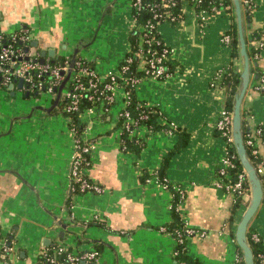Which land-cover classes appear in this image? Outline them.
Segmentation results:
<instances>
[{
    "label": "crops",
    "instance_id": "1",
    "mask_svg": "<svg viewBox=\"0 0 264 264\" xmlns=\"http://www.w3.org/2000/svg\"><path fill=\"white\" fill-rule=\"evenodd\" d=\"M130 1L0 0V32L26 31L31 51L42 61L70 59L76 52L75 58L90 61L103 77L117 70L128 50ZM251 1V27L262 46L241 110L249 113L254 131L264 125V92L250 85L255 71L264 74V0ZM241 12L247 34L242 6ZM230 25L224 9L200 17L185 1L177 22H159L157 32L174 67L163 79L144 77L136 85V97L158 110L159 125L132 132L137 153L122 150L115 129L121 88L105 119L81 113L87 125L81 136L96 145L83 176L99 192L69 191L73 136L66 118L48 110L54 97L44 105L17 87L0 88V264H40L39 255L54 244L72 253L96 250L100 264H180L177 242L167 230L175 198L179 222L204 232L186 238L189 255L203 264L235 263V226L249 195L233 207L232 193L214 183L226 146L215 124L224 100L219 74L231 63L221 37ZM233 64L241 70V59ZM17 94L21 101L14 100ZM181 130L187 134L183 145ZM256 147L264 158V145L256 142ZM173 149L160 178L161 163ZM249 225L264 245V200ZM4 243L10 250H3Z\"/></svg>",
    "mask_w": 264,
    "mask_h": 264
},
{
    "label": "built area",
    "instance_id": "2",
    "mask_svg": "<svg viewBox=\"0 0 264 264\" xmlns=\"http://www.w3.org/2000/svg\"><path fill=\"white\" fill-rule=\"evenodd\" d=\"M187 2L188 0H181V2ZM200 1V0H197ZM142 0H131L130 1V11L132 7L139 9L141 7ZM177 3V0H160L159 3H154L152 6V11H154V7L160 6L162 8H169L174 6ZM228 8V6H224V9ZM181 9V6H180ZM211 10H216L214 7H211ZM209 12L207 9L201 8L196 12L200 17L203 16L204 13ZM133 18V23L130 28L136 29L140 32L138 37V44H147L146 47L138 48L135 51V55L140 59L139 68L146 73L145 77H153L160 78L161 75L165 73V66L163 64V60L167 58V54L170 53L171 50L169 47L160 43L159 39L154 40L152 33L157 31V25L163 19H167L171 22H177L181 18V13L174 16L169 9L164 10L163 13L154 11L153 20H147L144 24H136L135 18ZM160 18V19H159ZM19 35L16 37L12 35L11 38L2 40L0 36V88L5 87L8 89V85L13 83V88L16 87V81L21 78L22 86L19 88L20 92H28L29 94L34 92L38 93V96L42 93L46 95H50L55 97L56 89L64 78L66 72L69 70L68 62L65 63H55L51 64L49 60L40 61V56L38 52L32 53L29 47V36L26 31L18 32ZM18 38L20 42L23 44L20 46H15L14 41ZM7 40V41H6ZM221 41L228 44L230 41V35L228 33L223 34L221 37ZM155 42L156 44H160V49H153L151 44ZM252 44H256L257 47L262 46V42L251 41ZM129 50V45H128ZM127 50V51H128ZM255 56L257 54L255 53ZM82 58H75L74 67L71 68L69 78L75 81L73 86V91H70L66 86V88H62L60 95L68 99V103L65 105V110L76 109L77 108V100H78V92L80 91H94L98 83L104 82L106 78L110 79V82L104 83V88L110 92V94H106L102 97V100L114 101V92L116 88H121L123 90V104L121 107L122 111H118V114H123L125 117V127L129 128L131 125L137 126L138 123L133 117L129 114L128 111H125V106L128 103V94L122 86L118 84L117 78L122 79L124 83H127V79H125L122 75L127 69L126 64H119L117 70L114 72H109L103 77H100L94 69L88 68L85 64H83ZM125 62H130L131 57L122 58ZM222 73L219 74V77ZM89 77L87 81V85H83L79 80L80 77ZM43 77H48L47 81L42 80ZM93 78V79H92ZM132 82H139L137 79H132ZM136 83V84H137ZM259 90L264 92V76L260 78ZM89 98H93V95H90ZM95 108L90 107L87 112H94ZM144 114L140 115V118H145ZM215 128L219 132V135L225 141V152L222 157L221 163L218 165L215 172V185L226 192H235L240 195L241 198L246 195H250V187L247 182V178L244 173H240L237 175V178L234 180L229 177L228 169L234 166L232 159L235 157L233 153L228 151L227 145L232 142L231 135V111L227 108L222 107L219 110ZM264 130V125H258L254 128L253 134L247 136V138L243 141L244 145L249 148L250 154L253 157L254 165L258 171V173L262 176L264 180V158H259L258 149L256 147V142H261L264 145V137L261 136ZM71 133V132H70ZM72 134V133H71ZM95 141L92 139H84V137L80 136V138H73V151L69 158L68 163V174L67 178L69 181V191L74 192L78 190L79 192L85 191H101L100 187L94 182L89 181L87 178L83 176L82 169L84 168L83 162L87 164L88 157L95 149ZM246 183L247 186L244 185ZM96 220L98 215L93 216ZM176 242H182L183 239L188 236H192L194 234L203 235L204 232L197 230L195 227L183 224V228L181 231L177 230L176 232ZM251 238L254 241L259 240V235L257 233H252ZM54 249V248H53ZM3 250L8 251L10 247H7L6 244H3ZM55 255L60 254L66 249L62 246L54 249ZM176 250H174V255L176 254ZM41 255L45 256V259L41 264L49 263V264H79L81 260L84 261V264H100L99 263V252L96 250H86L81 253H72L70 251L66 252L64 260H57L55 255H48L45 252H42ZM237 258L235 263L237 262ZM258 260L261 264H264V253H260L258 255Z\"/></svg>",
    "mask_w": 264,
    "mask_h": 264
},
{
    "label": "trees",
    "instance_id": "3",
    "mask_svg": "<svg viewBox=\"0 0 264 264\" xmlns=\"http://www.w3.org/2000/svg\"><path fill=\"white\" fill-rule=\"evenodd\" d=\"M160 0H142L141 7L139 9L132 7L131 8V16L135 18L136 24H144L147 22V20L154 21L153 20V13L154 11L156 12H161L163 13L164 10L169 9L171 13L176 16L177 14L181 13V0H177V3L174 6H171L169 8H162L160 6L154 7V11H152V6L154 3H159ZM187 3L193 8L195 12H198L199 9L204 8L207 9L209 12H211V7H214L215 9H224V6H228V8L224 9L230 14L231 18V25L230 29L227 31V33L230 35V41L228 42V46L230 48V55H231V63L222 71V76L220 79V86L223 89L224 92V100H223V107L227 108L229 111L232 109V102L234 98V94L237 90L238 84H239V68L233 64L234 59H240L239 56V49H238V41H237V34H236V21H235V16L233 12V5H232V0H188ZM241 6H242V11L244 14V22H245V28L247 30V34L244 33V38H245V46H246V51L247 55L249 58V66L250 70L253 71L254 67L256 66V61H257V56H255V53L258 54L259 47L257 45L252 44L251 41H259L260 40V35L259 32L251 27V16H252V9L254 8L252 1L251 0H240ZM160 19V18H159ZM246 24H248L246 26ZM140 32L136 29H131L129 33V50L125 53L126 57H131L130 62H125V60H121V64H126L127 69L122 72V75L125 79H127V83H124L122 79L117 78L118 84L122 86L124 91L127 92L128 94V103L125 106V111H128L129 114L133 117L134 120L138 123L137 126L144 125L148 129H153L155 130L156 128L159 127L157 124V117H158V110L154 106L147 105L144 103L142 100H139L136 97V83L137 82H132V79H138L139 81L146 76V73L139 68L140 66V59L138 56H136L134 53L138 48H143L146 47L147 44H138V37H139ZM12 35H15L18 37L19 33H13V34H4L0 32V36L2 37V40L5 39H10ZM154 40L159 39L160 43H162L161 38L159 37V34L157 31L152 33ZM7 41V40H6ZM23 43L18 40V38L14 41L15 46H20ZM153 49H160L161 45L156 44L153 42L151 44ZM82 58L79 56H76V59ZM68 58L66 57H60L58 56L57 58L53 60H49V62L52 64L55 63H65L66 61L68 62ZM83 64H85L88 68L93 69V65L90 61L85 60L84 58L81 59ZM163 64L165 66V73L160 76V78L157 79H163L167 74H170L173 70L174 63L172 62V58L170 53L167 54V58L163 60ZM255 64V65H254ZM74 64H73V66ZM256 75L255 77L252 78L251 81V88L254 89L256 92H262L259 90V85H260V78L264 76L262 73H258L257 71L254 72ZM89 77H80V81L82 82L83 85H87ZM93 79V78H92ZM44 81L48 80V77H43ZM105 82H110L109 78H106L104 82L98 83L97 88L94 91H80L77 90L78 92V100H77V108L76 109H70V110H65V105L69 102L67 98L63 97L60 95L58 99L57 105L54 107L52 110L54 113H59L62 116H64L67 120V127L69 131L72 133L73 138H80L82 135L83 131L86 128V123L85 121L82 120L81 118V113L87 112V110L91 107L95 108V114H99L103 119L106 118V116L109 114L111 105L113 104L114 101H107V100H102L103 102H100L102 97L106 94H110L108 90H106L103 86ZM75 84V81L70 79L69 77L66 79L65 84L63 88L66 86L70 91H73V86ZM17 87V86H16ZM65 87V88H66ZM19 88V87H17ZM2 89H7L5 87H2ZM29 94V93H28ZM32 96H38V93H30ZM90 95H93V98H89ZM120 111H122L120 109ZM119 111V112H120ZM144 114L146 117L145 118H140V115ZM249 113L247 110L242 109L241 110V127H242V137L243 141L249 136L250 134H253V128L250 126V123L248 121ZM137 126L131 125L129 128L125 127V117L123 114L119 115L117 113V120L115 123V129L118 131V136L120 138V146L123 151H133V152H138L140 149L139 142L135 139L136 137L133 136L132 132L137 128ZM180 134V139L182 140V143L179 142V144H184L187 138V134L181 130L179 132ZM261 136H264V134H261ZM180 141V140H179ZM228 151L230 153H233L235 157L232 159L234 166L232 168L228 169V174L229 177L232 179H236L237 175L240 173H244L242 166L240 165L236 154H235V148L230 142L227 145ZM246 148V152L250 158V160L254 163L253 157L250 154L249 148ZM175 149L169 151L167 155L164 157L161 167L162 170L159 172V177H163V169L165 167V164L169 157L172 155ZM89 162V157L88 155L86 156ZM83 167L88 166L86 162H83ZM258 172V171H257ZM259 174V173H258ZM260 180H261V185L263 189V194H264V180L262 176L259 174ZM245 186L246 183H244ZM233 195V207H238L239 204L242 202V198L240 195L236 194L235 192L232 193ZM264 200V197H263ZM174 203H177V200L175 198L172 206V214L174 216L173 222H171L167 226V230L173 235V237L176 238V231L179 230L181 231L183 228V224L179 222L177 219V212L175 210ZM256 233V230L252 225H249L247 232H246V238L249 243V246L252 250L253 253V258H254V264H261L258 260V255L260 253H264V245L261 242V239L259 237L258 241H254L251 238V234ZM176 240V239H175ZM60 245L54 244L51 247H49L46 250V254L48 255H55V248H58ZM237 246V245H236ZM54 248V249H53ZM175 250L177 251L175 254V258L180 264H203L201 261H199L197 258L192 257L189 255L188 250L186 248V238L183 239L182 242H177L175 246ZM69 250L66 249V251L61 252L60 254L55 255L57 260H64L66 252ZM83 252V251H82ZM40 259V264L43 262L45 259L44 255H39ZM237 262L236 264H243L242 260V254L241 250L237 246ZM44 264H49V263H44Z\"/></svg>",
    "mask_w": 264,
    "mask_h": 264
},
{
    "label": "water",
    "instance_id": "4",
    "mask_svg": "<svg viewBox=\"0 0 264 264\" xmlns=\"http://www.w3.org/2000/svg\"><path fill=\"white\" fill-rule=\"evenodd\" d=\"M233 5V12L236 21V34H237V41H238V49H239V56L241 59V70L239 73V84L237 90L234 94L233 102H232V109H231V135H232V144L235 148L236 157L242 166L243 171L245 172L247 182L250 187V195L247 202V205L241 214L234 231V239L235 243L238 248L241 250L243 264H254V258L252 250L249 246V243L246 238V232L249 227V224L256 214L258 207L263 201V189L261 185V180L257 169L254 163L250 160L246 148L243 142L242 137V127H241V103L245 94V91L249 84L250 79V66H249V58L246 51L245 46V38H244V30H243V20H242V12H241V4L240 0H232ZM46 53L45 50L41 51V55ZM48 54L52 53V50L47 51ZM75 54L73 53L71 58L69 59L68 65L69 70L66 72L64 78L62 79L61 83L56 89V94L53 100L52 105L48 110L54 108L60 97L61 90L65 84L66 79L70 74V70L75 61ZM42 62V59L40 58ZM16 86H22V79L19 78L16 81ZM13 88V83L8 85V89ZM28 95V92L25 93ZM79 264H84V261L81 260Z\"/></svg>",
    "mask_w": 264,
    "mask_h": 264
},
{
    "label": "rangeland",
    "instance_id": "5",
    "mask_svg": "<svg viewBox=\"0 0 264 264\" xmlns=\"http://www.w3.org/2000/svg\"><path fill=\"white\" fill-rule=\"evenodd\" d=\"M34 51H35V49L33 48L32 49V53H34ZM19 93V92H18ZM18 95V94H17ZM20 96H21V94H19L18 96H17V99H14V100H16L17 102L18 101H21V100H18V98H20ZM29 98H31V101H34V102H38V100L42 103V104H48L49 105V101H50V95H46V94H44V93H42L40 96H32V97H29ZM35 100H37V101H35ZM246 196H248V195H246ZM244 198V197H243ZM247 198H249V197H247Z\"/></svg>",
    "mask_w": 264,
    "mask_h": 264
}]
</instances>
